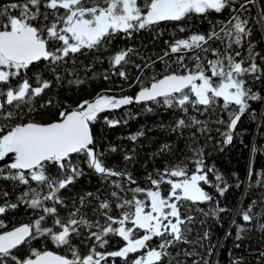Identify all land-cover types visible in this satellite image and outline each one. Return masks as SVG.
<instances>
[{"label":"snow or ice","instance_id":"1","mask_svg":"<svg viewBox=\"0 0 264 264\" xmlns=\"http://www.w3.org/2000/svg\"><path fill=\"white\" fill-rule=\"evenodd\" d=\"M234 3L235 0H9L8 3L0 4V161H4L10 154L14 155V162L5 165L9 170L7 174L4 173V167H0V178L29 185L18 197L17 203L6 202L0 205V214L17 208L20 203L44 213L31 224L0 233V264H101V261L106 262L107 257H120L127 262L131 253H141L131 264H161L169 256L170 247L192 243L186 233L193 218L181 216V202L212 201L213 197L201 187V182L208 184V173H214L215 170L205 171L204 160L196 159V169L189 174L187 164L181 162L163 171L157 170L158 178L149 174L147 179L152 188H127L132 197L125 199L120 195V192L126 190L121 181L126 180L128 184L136 182L130 172L106 166L104 154L96 149L90 125L97 120L100 112L118 109L133 102H154L187 112L189 106L198 108L202 105L207 110L222 98L225 110L232 104L238 106V112L229 113L228 128L235 129L240 114L249 107L247 101L261 99L248 86L246 77H251L253 81L264 77V66L256 62L257 57L264 61V56L255 52L251 45L247 57L240 60L236 59L241 55L239 51L235 55L228 51L233 44L239 46L246 36L251 35L250 29L246 28L247 21L241 20L238 15L233 16L219 31L213 29L207 35L192 34L170 44L169 51L164 55L180 53L177 62L184 69L183 73L172 72L159 79L153 76L151 83L142 86L135 97L98 95L93 101H82L71 110L65 108L59 113L60 119L49 123L31 119L24 122L25 115L35 111L34 100L52 86L51 81L43 79L39 74L30 83L27 73L32 65L41 60L55 66L66 63V58L75 57L77 53L84 54L85 49L98 50L117 33L131 36L134 31L161 22L183 21L191 14H206L210 11L219 13L232 8ZM240 7L243 9L245 6L241 4ZM232 10L235 11V8ZM213 40L225 44L223 53L220 49L205 47ZM209 51L216 59L208 60L207 65H204L200 53ZM132 52L131 48L122 49L109 58L113 75L128 79L124 66L130 63L129 54ZM188 52L193 53L189 59L195 61L194 69L184 64ZM160 59L163 60V57ZM118 67L120 70L116 72ZM136 67L140 68V65ZM56 79L59 81L61 77L57 76ZM104 79H109L107 73ZM14 80L15 85L12 83ZM69 83L79 85L84 81L75 79L69 80ZM52 103V100H48L41 107H49ZM148 110L151 111L150 108ZM16 120L21 122L13 123ZM106 122L110 126L120 123L117 120ZM219 122L224 123L223 120ZM201 123L194 117L190 123L180 119L177 128ZM200 130L204 131L205 128ZM224 135L227 142L232 141L231 131ZM130 139L135 141L137 136ZM167 147L165 145L164 149ZM74 156H83L88 167L104 180L120 178L111 182L119 190L111 192L117 201L115 207L120 209L119 216L109 214L112 204L105 200L99 204L105 217L104 224L89 221L80 213L79 208L70 212L67 218L60 217L56 207L57 204H64L58 195L60 190L66 189L83 175L80 161L77 159L73 162ZM132 158L131 155L124 157L126 161ZM49 166L57 168L56 175L48 172ZM215 180L222 181L223 177L215 175ZM30 181L37 182L40 190L32 188ZM165 183L170 186L167 195L161 191V185ZM215 186L221 195L227 191L226 187L221 188L219 184ZM45 188L47 192L43 193ZM138 194H144L145 198H138ZM3 195L7 197L8 193L4 192ZM86 196H93V193H87ZM47 201H52V206H47ZM84 202L85 197H81V206ZM251 211L250 205L247 211L240 213L244 221L251 222L254 219L249 214ZM48 217H52V226H46ZM3 226V221H0V227ZM82 226L89 229L88 238H95L101 247L108 243L105 237L109 234L123 238L126 244L117 251L107 253L96 251V245H93L89 254L81 256L71 240L81 235ZM92 228H98L99 231H91ZM260 228L264 230V224ZM238 230L244 229L238 226ZM140 231L144 233L142 236L139 235ZM208 236L209 233L205 232L203 238L207 239ZM38 237L51 239L57 246H67L71 258L35 249L32 256L25 259L14 254L13 250ZM153 238L161 241L155 248L149 244ZM168 264H172L170 259ZM177 264L181 262L177 261Z\"/></svg>","mask_w":264,"mask_h":264},{"label":"trees","instance_id":"2","mask_svg":"<svg viewBox=\"0 0 264 264\" xmlns=\"http://www.w3.org/2000/svg\"><path fill=\"white\" fill-rule=\"evenodd\" d=\"M8 2L9 0H0V4ZM255 3V0H235L232 6L235 11L226 8L219 13L210 11L206 14H191L183 21L161 22L159 25L134 31L131 36L120 32L104 47L91 51L85 49L84 54L77 53L75 57L66 58V63L60 65H50L44 60L35 63L27 73L29 82L32 83L35 75L39 74L43 79L51 81L52 86L34 100L35 111L27 113L24 122L29 119L44 123L55 121L60 119L59 113L65 108L71 110L82 101H91L103 94L117 97L135 96L142 86L151 83L153 76L159 79L168 73H183L184 69L177 62L180 53L164 55L169 51L170 44L192 34L207 35L213 29L219 31L233 16L238 15L241 20L247 21L246 28L250 29L251 35L246 36L241 45L233 44L232 49L228 51L233 55L239 51L241 55L236 59L240 60L247 57L251 45L255 52L264 56V0H259V8ZM241 4L245 6L243 9ZM181 28L184 30L181 31ZM221 35L223 36V33ZM209 46L220 49L221 53L225 51V44L219 40L209 41L205 47ZM128 48L133 49V52L129 54L130 63L124 66L128 74V79L124 80L119 75L112 74L109 58ZM192 55V52L185 54L184 64L189 69H194L195 61L189 59ZM200 55L204 65H207L208 60L216 59L211 51ZM160 57H163V60ZM256 62L264 66L260 57L256 58ZM136 65H140V68ZM89 68L91 70H86ZM119 70V67L115 69L116 72ZM105 73L109 76L107 80L104 79ZM57 76L61 77L59 81ZM75 79L83 80L84 83H69V80ZM246 79L249 81L248 86L258 93L261 99L247 101L249 107L240 114L235 129L228 128L229 113L238 112V106L232 104L225 110L222 98L207 110L202 105L198 108L189 106L187 112L178 107L169 108L154 102H133L118 109L100 112L97 120L90 125L96 149L104 154L106 166L130 172L136 182L128 184L126 180L121 181L126 190L120 192V195L125 199L132 197L127 188H152L147 179L149 174L158 178L157 170L163 171L181 162L187 164L189 174L196 169V159L204 160L205 171L215 170L214 173H208V184L201 182V187L213 197L212 201L181 202V216L193 218L186 233L187 239L192 243H180L170 247L169 256L161 264H168L169 259L172 264H177V261L181 264H264V230L260 228V225L264 224V77L258 81H253L251 77ZM12 83L15 85L16 81ZM48 100H52V105L41 107ZM193 117L202 123L177 128L178 120L184 119L190 123ZM106 120H117L120 123L110 126ZM221 120L224 123H220ZM17 122L21 121H13ZM201 128L205 130L201 131ZM229 131L233 137L231 142H227L224 135ZM141 132L143 135H138ZM134 135L137 136L135 141L130 139ZM165 145L168 146L166 150ZM113 148L116 151H111ZM197 152L200 154L197 155ZM125 155H131L133 158L126 161ZM77 159L80 161L83 175L66 189L60 190L58 195L64 201L62 206L56 205L60 217L67 218L70 212L79 208L80 213L89 221L104 224L105 217L103 210L99 209V204L105 200L112 204L109 214L119 216L120 209L115 207L117 201L111 196L112 191L119 190L115 189L111 182L120 178L111 177L104 180L88 167L83 156H74L73 162ZM5 165L0 167H4V173L7 174L9 170ZM48 172L56 175L57 168L49 166ZM215 175H221L223 180L216 181ZM216 184L221 188L226 187L227 191L221 195ZM30 186L40 190L35 181H30ZM28 187L29 185H23L19 181L0 178V205L6 202L17 203L18 197ZM169 187L166 183L161 185L164 195L168 194ZM4 192L8 193L7 197H4ZM46 192L47 189H43V193ZM87 193H93V196L88 197ZM81 197H85L83 206L80 203ZM138 198L144 199L145 196L138 194ZM45 203L52 206V201ZM250 205L252 211L249 214L254 216V219L246 222L240 213L247 211ZM43 214L40 209L34 210L20 203L17 208L0 214V221H3L4 225L0 227V232L24 222L32 223ZM76 218L79 219V216ZM46 226H52V217H48ZM238 226L244 230L239 231ZM91 231L98 232L99 229L92 228ZM205 232L209 233L207 239L203 238ZM143 234V231H140L139 235ZM88 236L89 229L82 226L81 235L74 236L71 240L75 246H78L81 240L85 255L89 254L93 245H96V251L107 253L117 251L126 244L123 238L109 234L105 237L108 243L101 247L95 238L89 239ZM160 242L159 238H153L149 244L155 248ZM140 254H129L127 262L124 258L107 257L106 263L131 264Z\"/></svg>","mask_w":264,"mask_h":264},{"label":"flooded vegetation","instance_id":"3","mask_svg":"<svg viewBox=\"0 0 264 264\" xmlns=\"http://www.w3.org/2000/svg\"><path fill=\"white\" fill-rule=\"evenodd\" d=\"M31 224V222H28ZM17 226V225H16ZM13 228V227H11ZM9 228V229H11ZM5 229L3 231L9 230ZM1 231V232H3ZM0 232V233H1ZM73 246L74 243H72ZM78 250L81 256H85L84 248L81 240L79 241V245L75 246ZM33 249L38 251H47L52 250L54 252L59 253L62 256H67L71 258V252L68 250L67 246H57L54 242L51 241V239L45 238V237H38L37 239L31 240L29 244L21 245L18 249L13 250L14 254L18 256L20 259H25L29 256H32ZM34 258V257H33ZM107 262V260H106ZM105 261H101V264H107Z\"/></svg>","mask_w":264,"mask_h":264},{"label":"water","instance_id":"4","mask_svg":"<svg viewBox=\"0 0 264 264\" xmlns=\"http://www.w3.org/2000/svg\"><path fill=\"white\" fill-rule=\"evenodd\" d=\"M255 2H256V3H255L256 6H259V0H255ZM168 74H169V73H168ZM165 75H167V74H165ZM139 91H140V89L137 91L136 95L138 94ZM136 95H135V96H136ZM135 96H131V97H135ZM91 101H93V100H91ZM33 121H35V120H33ZM36 122H39V121H36ZM51 122H52V121H51ZM39 123H44V122H39ZM45 123H49V122H45ZM90 127H91V126H90ZM91 130H92V129H91ZM92 135H93V133H92ZM12 162H14V155L10 154V156H9V157H6L4 161H0V165L8 164V163H12ZM23 224H30V223H28V222H24V223H21V224L15 226V227H13V228H11V229H9V230H6V231H11L12 229L17 228V227H20V226L23 225ZM6 231H3V232H6ZM1 233H2V232H1ZM47 251H51V252H53V253L56 254V255H60L59 253L54 252V251H52V250H47ZM61 256H62V255H61Z\"/></svg>","mask_w":264,"mask_h":264},{"label":"rangeland","instance_id":"5","mask_svg":"<svg viewBox=\"0 0 264 264\" xmlns=\"http://www.w3.org/2000/svg\"><path fill=\"white\" fill-rule=\"evenodd\" d=\"M257 8H259V6H257ZM111 96V95H110ZM174 179H179V178H174Z\"/></svg>","mask_w":264,"mask_h":264}]
</instances>
